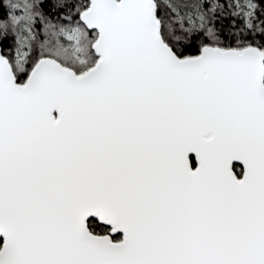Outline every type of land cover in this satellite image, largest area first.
I'll list each match as a JSON object with an SVG mask.
<instances>
[{
  "label": "snow or ice",
  "instance_id": "1",
  "mask_svg": "<svg viewBox=\"0 0 264 264\" xmlns=\"http://www.w3.org/2000/svg\"><path fill=\"white\" fill-rule=\"evenodd\" d=\"M0 264H264V0H0Z\"/></svg>",
  "mask_w": 264,
  "mask_h": 264
}]
</instances>
